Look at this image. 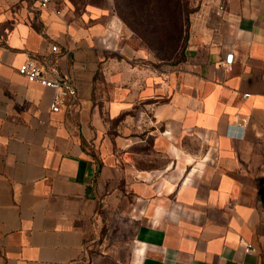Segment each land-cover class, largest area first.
I'll return each instance as SVG.
<instances>
[{
	"label": "crops",
	"instance_id": "obj_1",
	"mask_svg": "<svg viewBox=\"0 0 264 264\" xmlns=\"http://www.w3.org/2000/svg\"><path fill=\"white\" fill-rule=\"evenodd\" d=\"M212 1L161 68L110 6L0 0V264H264V0Z\"/></svg>",
	"mask_w": 264,
	"mask_h": 264
},
{
	"label": "rangeland",
	"instance_id": "obj_2",
	"mask_svg": "<svg viewBox=\"0 0 264 264\" xmlns=\"http://www.w3.org/2000/svg\"><path fill=\"white\" fill-rule=\"evenodd\" d=\"M70 1L78 9L86 4L110 6L117 16L121 10L129 22L127 24L119 16L124 25L122 36L127 52L143 51L150 67L161 68L176 65L185 58L195 15L214 3L212 0H154V10H149L152 5L148 8L143 4L144 0H137L133 16L124 0Z\"/></svg>",
	"mask_w": 264,
	"mask_h": 264
},
{
	"label": "built area",
	"instance_id": "obj_3",
	"mask_svg": "<svg viewBox=\"0 0 264 264\" xmlns=\"http://www.w3.org/2000/svg\"><path fill=\"white\" fill-rule=\"evenodd\" d=\"M33 2L39 4L40 6H55L65 0H32ZM224 6H220V10H223ZM58 47L53 46V50L57 51ZM228 61H233V55L231 54L228 57ZM18 71L26 76L28 80L33 82H38L43 86L49 87L54 90L53 102L51 104V109L54 112H59L62 108V105L68 98L76 97L77 90L70 77L62 75L52 60L47 61V66H40L33 60L23 63ZM249 96V94H245ZM245 251L251 252L255 248L252 244L243 242Z\"/></svg>",
	"mask_w": 264,
	"mask_h": 264
},
{
	"label": "trees",
	"instance_id": "obj_4",
	"mask_svg": "<svg viewBox=\"0 0 264 264\" xmlns=\"http://www.w3.org/2000/svg\"><path fill=\"white\" fill-rule=\"evenodd\" d=\"M125 1V3H126V5L129 7V9H130V14L131 15H135V12H133L134 11V9H136L135 8V2L137 1V0H124ZM140 1V0H139ZM143 1V0H142ZM141 3V2H140ZM154 3V0H144L143 1V4H145V5H147V7L149 8V6L150 5H152ZM154 7L155 6H151L150 7V9L149 10H151V9H153L154 10ZM137 11V10H136ZM118 15L127 23V24H129V22H128V20H126L127 19V17H126V14H125V16H124V14H123V12L121 11V10H119L118 11ZM130 26V25H129Z\"/></svg>",
	"mask_w": 264,
	"mask_h": 264
}]
</instances>
